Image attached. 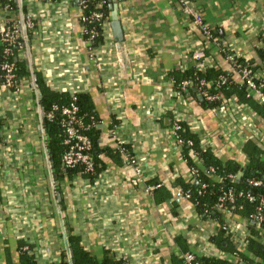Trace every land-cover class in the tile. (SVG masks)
<instances>
[{
    "label": "crops",
    "instance_id": "0c3cea01",
    "mask_svg": "<svg viewBox=\"0 0 264 264\" xmlns=\"http://www.w3.org/2000/svg\"><path fill=\"white\" fill-rule=\"evenodd\" d=\"M115 1L124 39H115L110 20L97 45L98 63L89 59L75 0L32 4L36 28L19 57L29 58L51 88L90 93L100 117L103 169L94 181L80 173L66 177L56 187L62 193L58 202L39 127V93L30 78L22 79L11 108L7 102L0 107V135L13 134L0 158V264L17 263L21 243L29 246L39 264H59L66 224L98 260L112 255L126 264H172V256L180 254L178 236L196 255L230 253L211 240L220 221L204 218L189 198L173 196L178 187L174 180L190 181L193 174L175 139L172 120L189 122L203 148L211 147L223 160L245 163L248 137L264 150V117L239 102L238 108L235 96L215 109L196 88L175 95L168 72L194 63L191 52L197 48L204 52L206 66L219 65L241 79L228 54L257 59L263 45L259 35L264 33V0H194L205 24L218 32L212 38L191 28L178 0ZM5 19L0 5V30ZM118 137L130 146L136 163L124 152L117 156L108 151L119 149ZM195 163L202 166L197 158ZM151 178L170 190L168 201L156 203L146 188L145 180ZM222 216L231 240H246L251 225L245 217L233 212ZM260 239L264 240V228Z\"/></svg>",
    "mask_w": 264,
    "mask_h": 264
},
{
    "label": "trees",
    "instance_id": "16d2710c",
    "mask_svg": "<svg viewBox=\"0 0 264 264\" xmlns=\"http://www.w3.org/2000/svg\"><path fill=\"white\" fill-rule=\"evenodd\" d=\"M2 2L3 0H0V3ZM10 2L18 13L21 14L24 11V7L19 5L18 1L10 0ZM98 3L101 4L98 7L99 9L103 10L106 14L110 13V0H86V11H92ZM208 28L211 31L212 37L213 35H218L217 30L209 26ZM31 34V32L20 34L17 42L11 45L2 39L0 34V73L2 72L1 66L4 62L14 63L18 82L20 83L24 78H30L39 93L38 104L40 109H43L45 112L44 119L42 120L41 133L44 137L46 154L50 161L55 189L60 187V183L66 177L71 178L79 173L94 181L103 169V160L101 158L103 150L99 145L100 129L97 127V124L100 122V117L95 110L92 96L88 92H78L75 100L79 108L78 115L86 124L93 123L85 132L91 139L89 152L92 155L94 167L93 170L86 171L83 165L69 167L65 166L62 162V157L66 150L64 143L66 134L62 126L63 115L60 109L73 100L72 95L69 92L51 88L45 82L40 71L36 70L25 58L19 57V51L30 45ZM84 35L87 39L88 33L84 31ZM259 38L262 40L263 45L258 49L259 56L257 59H247L243 56L236 57V62L233 63V67L239 74L242 69H248L251 73H255L259 68L264 69L263 32L260 33ZM102 39L103 35L98 36L95 44H100ZM19 44L21 45L20 47ZM6 47H10V51L6 52ZM221 47L225 48L222 43ZM168 74L174 80V89L181 90L182 94L190 91L193 92L195 88L200 91V88L203 87L211 94L219 95V99H205L208 107L214 108L223 99L235 96L239 103L251 107L253 111L264 117V103L248 95L245 81L242 78L234 77L233 72L225 70L219 65L201 68L198 63L194 62L186 65L185 68L175 67ZM220 76H225L226 81L217 84ZM186 79H193L195 84L189 88H183L182 82ZM202 79L208 81L204 86H200L201 84H199ZM261 81L264 82V78ZM180 124L181 127L177 130V135L185 141L182 146L183 155L191 166V169L197 168L198 175H194L190 181H183L179 178L175 179L173 183L175 186L180 187L183 192L189 193V199L195 204L196 209L204 218L220 221V230L211 236V240L223 248L224 251L231 252L239 257L237 259L235 257L223 258L195 254L194 261L198 264H264V240L260 239L264 222L258 223L255 221L252 224L251 232L245 240V246L240 247L231 240V234L227 231L222 213L215 207L223 192L228 189H233L236 192L235 203L230 204L226 202V206L233 213L250 218L259 206L262 207V211L264 212L263 148L258 145L254 138L248 137L243 145V151L247 155L245 163H239L234 159L223 160L211 147L203 148L201 146L199 135L193 132L185 121H181ZM187 140H192V144H188L186 142ZM122 147L124 150L115 148V150L111 151L108 149V151L117 156H119V153L124 152L130 161L133 157L130 146L126 143ZM117 152L118 154H116ZM195 158L200 160L201 167L195 163ZM211 168L214 169L213 175L207 173V170ZM237 172H241V175L235 178L234 176ZM251 179L260 180L261 182L258 185H253L250 183ZM146 184L153 186L151 191L156 203H164L171 198L170 190L162 185L157 178L147 179ZM249 195L252 196V199H249ZM172 204L174 211V207L177 205L176 200ZM64 235L66 245L61 250V261L59 264H120L122 262L121 260L113 258L112 255H107L102 260L96 259L84 248L80 235L75 233L74 229L68 224L65 225ZM176 242L179 246L180 254L173 255L171 262L172 264H187L184 253L190 251L188 242L183 236L176 237ZM23 245L25 244L21 243L20 245L19 261L16 263L8 260L7 264H39L33 255L29 254L28 250L22 248Z\"/></svg>",
    "mask_w": 264,
    "mask_h": 264
},
{
    "label": "built area",
    "instance_id": "2783aa9c",
    "mask_svg": "<svg viewBox=\"0 0 264 264\" xmlns=\"http://www.w3.org/2000/svg\"><path fill=\"white\" fill-rule=\"evenodd\" d=\"M18 1L19 5H22L24 7V11L20 14L18 11H16L15 8H13V5L11 4L10 0H3L1 4V8L5 14V24L3 28L0 30V34L2 36V39L6 40L8 44H14L17 42V38L20 34H24L25 32H33V30L36 28V13L33 11V2L39 1V2H52V3H58L61 0H16ZM73 1V0H72ZM78 5V11H79V19L81 23L83 24V29L85 32L88 33L87 35V41L89 42L90 47V54L89 59L93 60L94 62H99L98 57V46L95 44V40L98 36L104 35V33L107 32L108 27L110 26V14H106L103 10L99 9L98 7L101 6L100 3L97 4L96 8H94L92 11L87 12L86 11V0H75ZM68 2V1H67ZM181 8L183 9L184 13L188 16L190 22H191V28L193 30L201 31L202 34H204L207 38H212V34L208 26L205 24L202 14L200 12V9L195 5L194 0H178ZM91 25V26H89ZM21 45L19 44V47ZM5 51H10V47H6ZM192 60L195 63H198L201 68L206 67L207 62L204 60L205 54L200 49H195L191 52ZM228 57L231 59V61L234 63L236 62L235 54H228ZM186 66H182V68H185ZM2 72L0 73V107L5 108V102L10 105L11 108V100L16 101L18 97V90L21 86V82H18L16 73H15V64L4 62L1 66ZM241 78L245 81L246 89L249 96H252L256 100H258L261 103H264V82L261 81V79L264 78V69L259 68L258 71L255 73H251L248 69H242L241 70ZM171 83L173 84L174 88V80L170 79ZM226 77L220 76L219 82H225ZM208 81L205 79L200 80L199 84L200 86H204ZM195 84V81L193 79H186L182 82L183 88H189ZM203 88V87H202ZM200 88L199 91L206 100H215L219 99V95L211 94L207 89ZM78 92L74 91L70 94L72 95L73 100L67 104L61 107V113L63 115L62 117V126L64 129V132L66 134V137L64 139V143L66 145V150L62 157V162L65 166L69 167H75L78 165H83L85 167L86 171L93 170L94 163L92 155L90 154V148H91V139L89 138L88 134L85 132L87 128H89L93 123L86 124L83 119L78 115L79 108L77 104L75 103L76 100V94ZM173 93L175 95H181V90L173 89ZM225 100V99H223ZM222 100V101H223ZM232 100H236L235 104L238 106V100L235 97H232ZM220 102L218 105H216L215 109H221L223 106V102ZM56 107V105H55ZM3 108H0V117L3 116ZM51 115V114H49ZM181 121H185L183 118H174L173 119V125L172 129L175 133V139L179 145L183 146L185 141L178 137L177 130L180 129ZM190 129L197 133L189 124V122L185 121ZM17 126L15 127V130ZM12 130V129H11ZM259 131V130H256ZM0 132L3 134V128L0 126ZM12 133H7V135H3L0 139V158L3 157V155L6 154V150H8V147L10 143L12 142ZM199 135V134H198ZM200 138V135H199ZM188 144H192V140H187ZM201 143V138H200ZM118 144L119 148L123 149L122 145L126 144L124 140H122L120 137H118ZM203 147V145L201 144ZM124 150V149H123ZM9 155V153L7 154ZM10 157H8L9 159ZM7 159V160H8ZM132 163H136V158L133 156L130 160ZM2 161L0 162V178H1V165ZM136 172L138 175H141L142 170L141 167L137 164L136 165ZM192 174L193 176L198 175L197 168H192ZM214 169L211 168L207 170V173L209 175H213ZM241 175V172H237L235 174V178H238ZM140 178V176H139ZM142 178V177H141ZM140 178V179H141ZM139 180L138 178L133 179L132 181L135 182ZM1 181V179H0ZM146 181V180H145ZM260 180L251 179L250 183L253 185L260 184ZM147 190H152L153 186L146 184ZM173 196L178 198H189V193L183 192L181 188L177 187L173 191ZM249 199H252V196H248ZM236 200V192L233 189H228L223 192V194L219 197V202L216 203L215 207L218 211H220L222 214L226 215L227 213H232V210L226 206V202H229L230 204H234ZM247 222L252 226V224L257 221L258 223L264 222V212L262 211V207L259 206L254 212L250 218H245ZM229 229V227L227 226ZM240 247H244L246 242L245 240H235ZM24 250H30L28 245H23L22 247ZM195 254L191 251L184 253V258L187 262V264H198L194 261ZM220 257H228L232 258L235 257L239 259V257L235 256L234 254L230 253H222V256ZM120 264H126L125 261H122Z\"/></svg>",
    "mask_w": 264,
    "mask_h": 264
},
{
    "label": "water",
    "instance_id": "95a60500",
    "mask_svg": "<svg viewBox=\"0 0 264 264\" xmlns=\"http://www.w3.org/2000/svg\"><path fill=\"white\" fill-rule=\"evenodd\" d=\"M109 8L111 11V27H112L113 35L118 42H121L124 39V30H123L122 21L119 16L118 2H116L115 0H111ZM26 61L30 62V59L26 58ZM44 115L45 112L43 109H41L40 110L41 124L39 126L40 129H42V120L44 119ZM56 196L58 202H61L62 193L58 189L56 190Z\"/></svg>",
    "mask_w": 264,
    "mask_h": 264
}]
</instances>
